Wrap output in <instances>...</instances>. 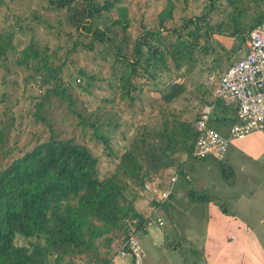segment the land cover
I'll return each instance as SVG.
<instances>
[{"label": "rangeland", "instance_id": "rangeland-1", "mask_svg": "<svg viewBox=\"0 0 264 264\" xmlns=\"http://www.w3.org/2000/svg\"><path fill=\"white\" fill-rule=\"evenodd\" d=\"M113 1L109 8L93 17L94 24L109 27L110 43L94 42L87 49L80 43L74 45L88 37L69 22L64 6L57 7L50 0H0V42L7 43L0 54V167L53 135L86 144L96 157L97 173L105 175L114 170L120 151L140 123L163 116L192 120L206 99L213 96L219 74L245 51L244 41L230 34L231 6L226 0H213L211 9H207L210 0ZM260 4L264 5V0ZM117 7L123 8L126 17L118 25L111 24L114 18H122ZM167 8L166 27L157 25L158 16ZM201 14L205 15L199 20L204 36L199 41L206 39L203 42L206 47L196 44L198 51L190 58L192 65L182 61L177 68L166 53L165 67L151 68L153 76L137 77L135 88L122 96L118 77L121 63L114 59L116 53L111 45L123 57H131L140 33L160 27L161 33H167L165 40H172L169 32L172 27H181L187 18ZM190 27L184 26V32ZM27 46L37 55L18 62L22 49L30 55ZM37 62L44 67L36 68ZM172 82H181L183 89L170 101H164L160 93ZM226 108L211 113L208 124L228 138L222 161L232 168V182L223 176L217 160L210 156L187 158L182 172L170 166L177 172V178L170 196L161 205L151 202L156 197L152 189H138L125 180L124 194L132 196L130 192L138 189L134 207L145 218L151 213L150 220H144L141 227L134 223L143 252L139 264H207V261L236 264L239 257L234 256L235 245L234 251L227 245L218 252L213 249V242H208L205 253L201 249L206 229L211 232V226L226 219L221 211L222 215L213 211L207 216L206 203L225 206L240 221L255 228L264 242V221H258L259 217L264 219V122L243 136L231 138L230 116L222 120L219 116L215 118L216 113L232 112V107ZM97 133L106 136L107 144ZM171 168L159 169L144 182L163 187ZM202 192L215 198L201 199L198 195ZM153 206L157 207L151 211ZM115 232L97 238L96 257L86 249L57 261L49 253L45 264H99L96 260L102 257H110L114 264H133L130 256H116L126 233L123 229ZM107 235L110 236L108 251L104 244ZM14 242L27 245L28 238L16 234Z\"/></svg>", "mask_w": 264, "mask_h": 264}, {"label": "trees", "instance_id": "trees-1", "mask_svg": "<svg viewBox=\"0 0 264 264\" xmlns=\"http://www.w3.org/2000/svg\"><path fill=\"white\" fill-rule=\"evenodd\" d=\"M212 1L207 9L212 8ZM50 2L57 7L64 6L69 22L76 25L80 34L88 37L85 42L76 41L74 45L80 43L82 47L91 49L98 42L110 43L109 27L94 24L93 17L109 8L113 0H82L81 4L78 0ZM260 2L226 0L231 6L228 13L232 22L230 34L244 41L247 31L264 17V5ZM117 8L122 18H114L111 24L118 25L126 20L123 8ZM168 12L169 8L159 13L157 25L165 26ZM204 14L187 18L181 27H172L169 30L174 38L172 40H165L167 33H161L160 27L157 30L148 29L146 34L140 33L142 38L136 41L131 57H123L116 46L111 45L116 53L114 59L121 63L118 71L121 95H129V90L135 88L137 77L153 76V69L165 67L166 53L171 55L177 68L182 61L192 65L190 58L198 51L196 44L199 42L202 48L206 47L203 43L206 39L202 43L199 41L204 36L199 22ZM187 25L191 27L184 32L183 27ZM6 44V41L0 42V54ZM27 47L30 55L22 49L18 62L37 55L30 50L31 46ZM40 66L44 67V64L38 65L37 62L35 65L36 68ZM182 89L181 82H172L160 93V97L170 101ZM205 102L213 103L212 113L228 106L214 95ZM215 115L221 120L226 116L234 119L232 112ZM96 135L107 144L105 135ZM196 135L192 120L163 116L142 122L120 151L114 170L101 176L97 173V160L90 148L71 138L48 135L13 157L0 167V264H45L49 253H53L58 261L64 255L79 254L86 249L95 256L99 236L107 232L114 235L118 229L127 232L125 218L134 219L136 226L141 227L146 218L133 205L139 194L137 190L143 188L148 175L157 174L161 168L173 166L182 172L186 159L197 156L193 154ZM215 160L223 176L232 182L231 166L222 159ZM127 179L138 187L130 192L132 196L123 193ZM198 196L204 200L215 198L207 192ZM219 206L222 212H229L225 206ZM16 234L28 238V244H16ZM109 241L110 236L107 235L104 242L106 251L109 250ZM96 261L99 264H114L110 257Z\"/></svg>", "mask_w": 264, "mask_h": 264}, {"label": "built area", "instance_id": "built-area-1", "mask_svg": "<svg viewBox=\"0 0 264 264\" xmlns=\"http://www.w3.org/2000/svg\"><path fill=\"white\" fill-rule=\"evenodd\" d=\"M244 48V53L229 63L219 74L213 94L223 103L234 107V119L228 130L231 138L243 136L260 127L264 122V17L247 31ZM212 108L213 103H205L192 119L197 131L193 154L222 159L227 149L228 138L208 124ZM170 170L171 173L163 187L157 188L158 186L151 183H143L144 190L154 191L156 201H164L172 191L177 172H173L172 168ZM156 207L153 206L151 211ZM150 218L149 212L145 221L148 222ZM156 220L158 223L161 222L159 216ZM124 222L128 230L116 256H130L133 264H139L143 252L139 245L134 219L125 218Z\"/></svg>", "mask_w": 264, "mask_h": 264}, {"label": "crops", "instance_id": "crops-1", "mask_svg": "<svg viewBox=\"0 0 264 264\" xmlns=\"http://www.w3.org/2000/svg\"><path fill=\"white\" fill-rule=\"evenodd\" d=\"M228 107H232V113H234V107L232 105H228ZM229 113L231 112H226L225 114ZM219 114L223 115V113ZM219 132L222 133L221 131ZM206 207L207 216H211L213 211L220 214L221 210L217 205H213L212 203L207 205L206 203ZM223 214L225 215H220L226 216V219H222L219 224L211 226V232H208L206 229L207 236H203L200 245L204 253L208 242H213V249L218 252H221L227 245L232 246L234 251L235 245L237 251L234 253V256L239 257L236 264H264V242H261L259 239L258 231L255 228H251L248 223L240 221L233 212H223ZM258 221L263 222L264 219L259 217ZM209 236H211V239H209ZM206 255L204 254V257ZM207 264L210 263L207 261Z\"/></svg>", "mask_w": 264, "mask_h": 264}]
</instances>
